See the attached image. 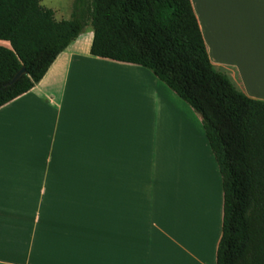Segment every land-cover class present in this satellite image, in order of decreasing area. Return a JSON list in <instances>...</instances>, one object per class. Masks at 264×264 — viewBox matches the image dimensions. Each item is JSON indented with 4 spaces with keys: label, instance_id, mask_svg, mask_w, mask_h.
Returning <instances> with one entry per match:
<instances>
[{
    "label": "crops",
    "instance_id": "1",
    "mask_svg": "<svg viewBox=\"0 0 264 264\" xmlns=\"http://www.w3.org/2000/svg\"><path fill=\"white\" fill-rule=\"evenodd\" d=\"M190 2L210 62L264 102V0ZM92 39L0 107V264H216L222 176L200 117Z\"/></svg>",
    "mask_w": 264,
    "mask_h": 264
},
{
    "label": "trees",
    "instance_id": "2",
    "mask_svg": "<svg viewBox=\"0 0 264 264\" xmlns=\"http://www.w3.org/2000/svg\"><path fill=\"white\" fill-rule=\"evenodd\" d=\"M88 25L93 56L148 69L200 117L222 176L216 264H264V102L210 62L190 0H73L60 21L40 0H0V107L30 91Z\"/></svg>",
    "mask_w": 264,
    "mask_h": 264
},
{
    "label": "rangeland",
    "instance_id": "3",
    "mask_svg": "<svg viewBox=\"0 0 264 264\" xmlns=\"http://www.w3.org/2000/svg\"><path fill=\"white\" fill-rule=\"evenodd\" d=\"M42 6L51 9L54 12L56 20H68L72 13L73 0H40ZM92 31L91 26L88 25L82 33L84 38ZM177 263V261H176Z\"/></svg>",
    "mask_w": 264,
    "mask_h": 264
},
{
    "label": "water",
    "instance_id": "4",
    "mask_svg": "<svg viewBox=\"0 0 264 264\" xmlns=\"http://www.w3.org/2000/svg\"><path fill=\"white\" fill-rule=\"evenodd\" d=\"M24 72H25V70H24V68H22L14 77H13V79L11 80V84L12 83H14V82H16L19 78H20V76L21 75H23L24 74Z\"/></svg>",
    "mask_w": 264,
    "mask_h": 264
}]
</instances>
